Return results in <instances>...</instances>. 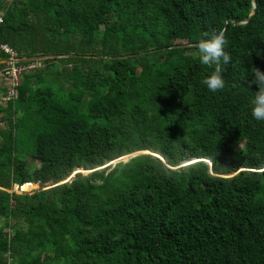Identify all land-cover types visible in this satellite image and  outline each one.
Returning <instances> with one entry per match:
<instances>
[{"label":"trees","instance_id":"obj_1","mask_svg":"<svg viewBox=\"0 0 264 264\" xmlns=\"http://www.w3.org/2000/svg\"><path fill=\"white\" fill-rule=\"evenodd\" d=\"M253 1L233 22L252 0H0L17 56L90 54L35 60L8 99L1 87L0 264H264ZM220 29L232 62L210 92L196 45L173 44ZM25 180L39 186L9 191Z\"/></svg>","mask_w":264,"mask_h":264},{"label":"clouds","instance_id":"obj_2","mask_svg":"<svg viewBox=\"0 0 264 264\" xmlns=\"http://www.w3.org/2000/svg\"><path fill=\"white\" fill-rule=\"evenodd\" d=\"M227 44L226 34L223 29H220L205 32L195 46L200 63L210 70L201 80L210 92H217L225 87L222 62L224 65L232 62L231 55L225 51ZM246 83L250 89L253 86L256 89L250 99L251 114L256 120L264 121V71L255 66L251 67L250 79Z\"/></svg>","mask_w":264,"mask_h":264},{"label":"built area","instance_id":"obj_3","mask_svg":"<svg viewBox=\"0 0 264 264\" xmlns=\"http://www.w3.org/2000/svg\"><path fill=\"white\" fill-rule=\"evenodd\" d=\"M0 49L6 54V56L10 58L17 57L15 50L11 46H9V44H7L6 42H0ZM34 65H35V60L8 62V65L6 67V73L9 77V83L5 87V93L3 95L4 99H8L15 95L16 92L15 86L17 84L18 74L21 71L32 69ZM37 186H39L38 180L37 181L25 180L21 183L13 182L11 184V187L9 188V191L29 192L32 189L36 188Z\"/></svg>","mask_w":264,"mask_h":264},{"label":"water","instance_id":"obj_4","mask_svg":"<svg viewBox=\"0 0 264 264\" xmlns=\"http://www.w3.org/2000/svg\"><path fill=\"white\" fill-rule=\"evenodd\" d=\"M253 10H254V1L252 0V7L249 10L247 16L242 18V19H240V20H233V22L245 21L250 16V14L253 12ZM197 43H198V41L188 42V43H178V44H173V46H189V45H196ZM74 55L87 56V55H90V54H78V53L65 52V53H44V54L30 55V56H17V57H14V58H10L8 56H1L0 57V62L8 63V62H12V61H28V60H38V59L49 58V57L74 56ZM119 157H117L115 159L117 160V159H119ZM76 170H78V169H76ZM73 172L70 175H72Z\"/></svg>","mask_w":264,"mask_h":264},{"label":"rangeland","instance_id":"obj_5","mask_svg":"<svg viewBox=\"0 0 264 264\" xmlns=\"http://www.w3.org/2000/svg\"><path fill=\"white\" fill-rule=\"evenodd\" d=\"M8 83H9V77H8V75H7V73H6V69H0V92H2V88H1V87H6V86L8 85ZM0 115H1V113H0ZM2 124H3V123H2V121L0 120V125H2ZM141 151H146V150L144 149V150H141ZM132 153H133V152H131V153H127V154H123V155H121V156L119 157V159L124 160V159H126L129 155H131ZM26 158L29 159L28 156H26ZM115 160H116V159L111 160L110 163L114 162ZM117 160H118V159H117ZM78 170L85 171V170H82V169H80V168H78ZM0 222H1V220H0Z\"/></svg>","mask_w":264,"mask_h":264}]
</instances>
